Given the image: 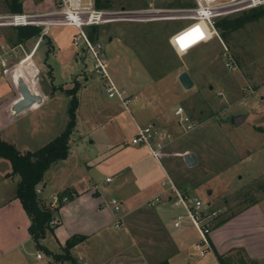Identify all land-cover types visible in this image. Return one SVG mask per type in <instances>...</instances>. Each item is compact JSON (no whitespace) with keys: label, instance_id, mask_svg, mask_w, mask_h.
<instances>
[{"label":"rangeland","instance_id":"1","mask_svg":"<svg viewBox=\"0 0 264 264\" xmlns=\"http://www.w3.org/2000/svg\"><path fill=\"white\" fill-rule=\"evenodd\" d=\"M20 1L22 10L25 12L46 11L55 6V0ZM112 2L113 7L111 8L115 9L123 7L156 9L152 20L112 22L95 27L97 32L95 31L94 35L102 44L104 57L107 60V73L117 88L123 89L125 96L131 98L135 93L128 86L134 84L141 88L146 87L144 91H141L142 94L138 95V99H132L127 108H123L142 126L152 124L153 119L156 125L165 127L163 129L171 133L173 141L178 135L182 137L178 136L180 138L178 141H181L180 146L168 144L165 147L167 152L177 153V155L161 157V162L167 166L172 180L177 185L182 186L183 184L189 194L197 195L206 205L211 203V210L217 211V219H221L220 221L250 206L253 204L252 200L263 199L251 208L253 211L246 213L247 223L237 221L221 231L218 236L225 239V236L242 237V234L253 233L246 224L251 225L256 219L255 213L264 211V1L252 7H243L235 3L215 6L212 9L204 8L202 12L204 17L216 14L213 17L214 26L220 38L221 32L225 31V41L213 36L207 44L201 43L181 56L170 51L163 39L168 31L174 33L191 21L190 17H194L195 13L189 10L195 9V0H112ZM159 9L161 11L162 9H184L185 11H182L183 16L166 18L167 14ZM5 12L10 11L6 9L4 1L0 0V13ZM226 21L238 23L240 26L228 31L224 29ZM70 28L72 27L52 26L48 37H43L39 48L32 55V60L39 69L38 83L40 85L52 83L57 87L62 84L68 89L72 88L75 82L79 84V88L81 84H85L86 88L77 90V97L81 98L83 103L90 102L94 99L93 97L101 103L106 100L120 101L116 96L108 97L104 86L107 80L92 70L93 60L90 56L86 53L73 54L79 60L76 62L73 58L65 56V51L62 52L64 49L62 47L71 40L67 39V34H64ZM85 29L89 34L90 28ZM13 30V27H0V38L11 39ZM57 35L62 38L56 39ZM36 37L22 42L27 53ZM110 37H112L111 41ZM13 42L12 44H15ZM224 46L237 63L238 68L235 71L225 66ZM67 48L73 50L72 45L68 44ZM23 54L25 53L20 52L18 59ZM188 68L201 73L196 79L193 78L194 85L189 90L184 89L177 80L180 71L188 70ZM202 72L205 77H211L217 82L206 83ZM84 77H88V80L85 81ZM3 83L0 75L1 87ZM247 85L253 92L249 88L247 91L244 90ZM9 94L14 95V92L9 91ZM56 95L49 104L33 112L30 111L19 117L13 125L8 126L7 130L16 129L12 134L18 146L21 147V144L26 143L29 150L42 146L28 132L33 127L31 122L39 126V119L43 112L52 113L54 107L58 113L55 119L64 117L68 120L67 106L70 98L64 93ZM146 95H153L156 103L147 100ZM177 106H182L185 113L198 126L191 130L186 129L185 126H179L178 116L174 115ZM235 111L248 114L240 125L228 121L229 114ZM83 112L85 113V110ZM81 115H83L82 112ZM125 132L130 133L127 130ZM128 139L131 141L130 138ZM184 151L196 153L198 162L187 166L181 155L186 153ZM60 163L59 161L54 164L53 168L44 174V177L48 179L47 190H52L53 186H62V183L57 182L58 179L70 180L72 162L62 163L57 170V165ZM79 167L82 169L81 166ZM108 174L113 176L111 173ZM10 183L13 185V182ZM115 183L113 181L110 185ZM174 199L173 197V201ZM140 209L146 208L143 206ZM178 211L184 213L181 207ZM258 218L257 216V220ZM65 219L63 217L64 221ZM115 233L118 231L110 226L108 234L105 233L106 236L102 239L107 242L106 244L104 242L105 247L99 248L103 249V252L98 254L104 256L102 257L103 264L109 262L119 264L115 260L118 257L116 252L123 251L124 258L132 259L133 256H137L136 246H132L133 238L129 237L123 247H116ZM188 233L192 237H200L195 231ZM101 236L102 234L93 239L97 241ZM109 236L114 239H108ZM49 239L53 241V249L59 250L58 242L53 238L50 230L46 231L43 240ZM93 250L96 252L98 248ZM191 251L197 252L193 247L189 250ZM38 252L39 250H33L31 254H27L28 262L37 261ZM235 252L237 251L234 250L232 253ZM190 254H192L191 258L195 259L193 264H205L203 260L196 259L193 253ZM41 257L43 258L40 262L43 264L52 262L50 253L44 252ZM73 257L77 264H83L82 260H77L80 257ZM261 263H264V259ZM51 264L56 263L53 261ZM61 264H70V262L64 261ZM233 264L257 263L247 257L244 258L243 255V257L239 256Z\"/></svg>","mask_w":264,"mask_h":264},{"label":"crops","instance_id":"2","mask_svg":"<svg viewBox=\"0 0 264 264\" xmlns=\"http://www.w3.org/2000/svg\"><path fill=\"white\" fill-rule=\"evenodd\" d=\"M93 27L95 26L90 27V29ZM72 29L65 31L64 34H67V39H71L68 44L73 46V50H69L67 48L68 44H66L62 47L64 48L62 52L64 53L65 51V56L78 62V58L73 54L80 55L86 52L72 44L73 34L75 33V30ZM50 30L45 36L48 37ZM174 33L168 31L163 41L170 51L176 53L170 42V38ZM55 38L60 39L62 37L57 35ZM3 39L2 37L0 38V40ZM36 39L37 37L35 41ZM109 40L111 41L112 37ZM7 41L11 43L9 39ZM207 42L209 41L203 43L207 44ZM34 44L35 42H33L32 47ZM187 71L192 80L201 74L199 71H192L189 68ZM202 74L206 83L217 82L211 77H205L203 72ZM0 75L4 82L3 87L0 86V138L12 143L21 152L34 151L39 147L29 150L26 143L21 144V147L18 146L17 140L12 134L16 129L13 131L7 130L8 126L10 124L13 125L19 117L30 111L33 112L49 104L57 96L56 94H66L64 90L68 88L62 84L59 87L52 83L40 85L38 80L33 84L32 80L25 78L29 87H32V91L39 94L42 100L40 103H34L15 114L13 106L22 99L17 89L19 84L17 81L4 77L1 73ZM84 80H88V77H84ZM110 80L113 82L111 78ZM113 84L115 85V82ZM86 87L85 84H81L79 89ZM128 87L135 93L133 95L135 98L133 99H138V95L142 94L141 91L146 89L145 86L141 88L134 84ZM9 91L10 93L13 91L14 95H8ZM67 97L70 98V96ZM146 97L147 100L156 103L153 95H146ZM93 98L90 102L86 101L84 103L81 98L78 99L79 102L75 112V128L69 142L70 152L65 159L59 160L61 163L57 165L58 170L62 163L66 161L72 162L70 164V168L72 167L70 180L58 179L57 182L63 185H58L59 188L53 186L52 190H47L48 179L44 177L38 188V196L46 206L49 205L52 195L56 193L58 195H62V193L69 195L67 196V201L61 202L58 212L54 215V219L58 220V222L55 225H51L52 230H50L51 235L58 242L59 250L53 249L52 239L44 241L43 238L41 243L47 249L53 253H60L68 238L72 235H84L86 239L71 249L72 256L80 257L81 259L77 258V260H82L83 264H103L104 259L102 257L104 256L98 255L103 252V249L99 248L105 247L107 242L105 240L102 241V239L105 238L109 227L112 226L118 231V233H115L116 247H123L124 242L129 237L133 238L132 246H136L137 256H133L132 259L130 257L124 258L123 251L116 252L118 257L115 260L119 264H156L162 260H167L170 264H193L195 259L191 258L192 254L190 253H193L196 259L203 260L205 264H222L216 258L217 255L224 264H233L239 259V256L243 257V255L244 258L247 257L257 264H264L261 263L264 259V211H259L258 214L255 213L256 219L251 225L246 224L253 233L242 234V237L225 236V239L218 236L221 231L237 221L247 223L246 213L249 214L253 211L251 208L258 205L263 199L257 200L226 220L220 221L221 219H217V217L213 219L214 225L209 234L212 251L203 257L196 255L197 252H189L199 238L192 237L188 232L195 231V233H198V231L189 219L183 216L184 213L179 212V208L173 206V196L163 184L166 178L173 181L169 169L161 162V158H156L152 154L148 146L133 144L128 139L130 138L131 140L137 128L142 127V125L138 124L133 116L123 108L121 101L110 102L106 100L101 103L96 97ZM143 105L144 107L146 106L145 103ZM52 109V113L48 111L41 114L39 126L37 123L31 122L33 127L28 132L42 146L64 131L69 121V117L68 120L64 117L55 119L58 113H56L57 110L54 107ZM83 110H85V113ZM81 112L83 115H81ZM233 114H236V111L229 114L228 121ZM246 115L248 116L247 113ZM151 122L152 124L149 123L147 125H153L171 136L170 132L163 129L165 127L156 125L153 119ZM177 124L183 126L179 123V117ZM196 126H198L197 123ZM126 130L130 133H126ZM178 136H176L174 141L171 137L163 138L162 140L165 145L180 146L181 141L178 140L182 137L179 136L180 138H178ZM83 152L84 154H82ZM195 155L198 162V155L196 153ZM59 161L53 163L46 172ZM75 170L76 172H74ZM10 172V161L0 157V264H43L40 262L43 257H36L37 261L34 263L28 262L27 254H31L33 250H39L42 253L44 251L36 246L28 232L29 218L20 200L15 195L16 183L19 178L17 175L6 176ZM108 173L113 174V176ZM106 177H110L111 180L106 181ZM113 181L116 183L110 185ZM10 182H13V185ZM173 183L182 193L187 192L183 184L180 186L174 181ZM51 184L53 185V181ZM156 196L160 197V201L154 206H147L146 202ZM111 197L119 200L121 205L120 212H114L113 208L108 204V200ZM208 205L212 206L211 203H208ZM143 206L146 209L141 210L140 208ZM179 215L182 217L181 222L179 226H174V222ZM62 216L66 218L65 221ZM117 218H121L118 228L114 226V221ZM101 234V238L97 241L93 239ZM108 239L112 240L114 238L109 236ZM97 248L98 250L95 252L93 249ZM234 250L237 252L232 253ZM239 252L242 253L239 254ZM108 264H113V262Z\"/></svg>","mask_w":264,"mask_h":264},{"label":"built area","instance_id":"3","mask_svg":"<svg viewBox=\"0 0 264 264\" xmlns=\"http://www.w3.org/2000/svg\"><path fill=\"white\" fill-rule=\"evenodd\" d=\"M196 7L194 10H198V15L190 17L191 21L184 27L175 32L170 42L174 50L178 55L187 54L192 47L208 41L213 36H217L218 32L214 26L213 17L216 14L204 17L199 10L206 7H215L223 5H231L235 3L241 4L243 7H252L261 4L264 0H195ZM55 6L52 9L46 11L37 12H5L0 13V27H19V26H37L40 28V33L37 36L34 46L28 51H25L22 43L11 44L6 39L0 40V73L8 78V71L14 68L17 64L21 63L26 57H32L37 50L39 43L43 37L49 33L52 26H69L75 30L73 34L72 44L83 52H86L93 60L92 70L97 74H101L102 78L107 80L105 86V92L109 97L116 96L124 107H127L129 102L135 97L125 96L124 90H119L109 78V74L106 70V60L104 58L103 46L96 40L93 41L89 38L86 29L92 26L100 24L112 23V22H141L154 19L156 9L149 7L145 9H127V8H98L95 6L94 0H55ZM184 9H162L166 18H173L175 16H183L182 11ZM161 11V9H159ZM161 11V12H162ZM185 11V10H184ZM223 11V10H222ZM203 12V11H202ZM217 12V11H214ZM219 15V14H217ZM185 30L182 35L176 36L177 33ZM186 40H191L192 44L185 45L184 36ZM221 40V38L219 37ZM198 42V43H196ZM224 45V44H223ZM223 56L225 58V66L232 71L237 70L238 66L229 53L228 49L224 46ZM20 52H23V56L19 59ZM32 66L36 73V81L38 80L39 69L32 60ZM9 79V78H8ZM253 90L247 85L244 90ZM174 115L179 117V123L185 126L186 129H193L196 123L192 122L190 117L185 113L182 106H177L174 110ZM170 134L164 131H160L153 125H147L138 127L135 135L132 137L131 142L133 144L146 145L150 148L152 154L156 158L164 156H175L177 153H170L165 150L163 138H170ZM161 139V140H159ZM183 155V154H181ZM110 177H106V181H110ZM164 186L169 190L172 196L175 198L173 206L176 208H182L184 211L183 216L187 217L193 226L197 229L200 237L198 241L193 244V248L197 251V255L203 257L208 252L212 251V247L209 241V234L213 227V219L218 216L217 211L211 210V207L205 204L197 195L189 194L188 192L182 193L177 186L169 178L163 182ZM68 200L67 196H60L54 194L51 197V201L48 205L49 208L58 207L60 202ZM160 201V197L156 196L149 199L146 202L147 206H154ZM108 204L113 208L114 212L121 211V205L117 198L111 197L108 200ZM211 210V211H210ZM121 218H117L114 221V226L119 227ZM181 215L177 216V220L174 222V226H179L181 222ZM58 222L56 219L50 221V225H55ZM38 258L42 256V252L39 251L36 255Z\"/></svg>","mask_w":264,"mask_h":264},{"label":"trees","instance_id":"4","mask_svg":"<svg viewBox=\"0 0 264 264\" xmlns=\"http://www.w3.org/2000/svg\"><path fill=\"white\" fill-rule=\"evenodd\" d=\"M6 9L10 12H22V2L20 0H3ZM95 6L98 8L113 7L112 0H94ZM181 7V6H180ZM219 26V23H217ZM240 26L238 23L226 21L224 29L228 31L236 29ZM96 27V26H95ZM90 29L89 38L96 40L98 37L95 34L96 28ZM97 32V31H96ZM227 32V31H226ZM40 28L37 26H19L14 27L13 36L9 41L12 43H22L30 38L38 36ZM221 38L225 41V31L221 32ZM14 39V40H13ZM13 42V43H14ZM79 84L75 82L70 89H65L66 95L70 96L67 112L69 121L66 124L64 131L54 137L51 141L44 144L34 151L21 152L12 143L4 141L0 138V157L10 161L11 172L6 176H18L16 183L15 195L20 200L27 216L29 218L28 232L36 246L46 253H50L52 260L56 264H61L64 261H69L70 264H77L76 259L71 254V249L78 243L84 241V235H72L65 241L60 253H53L48 250L41 240L45 237L46 231L52 230L50 221L61 206V202L56 208H49L41 202L38 196L37 184H41L44 179L46 170L56 161L65 159L70 152V136L75 128V112L78 106L77 90ZM260 130V129H259ZM67 193H62L61 197ZM69 196V195H65ZM256 202L252 200L251 203ZM217 258L223 263L220 257ZM156 264H170L167 260H162Z\"/></svg>","mask_w":264,"mask_h":264},{"label":"water","instance_id":"5","mask_svg":"<svg viewBox=\"0 0 264 264\" xmlns=\"http://www.w3.org/2000/svg\"><path fill=\"white\" fill-rule=\"evenodd\" d=\"M177 80L180 85L187 90L191 89L194 85V82L187 70L181 71L177 76ZM17 89L20 92L22 99L17 101L13 106L15 114L21 112L22 110L33 105L34 103H40L42 100L41 96L39 94L34 93L22 78L19 81V87ZM246 116V113H236L230 116L229 121L232 124L240 125L245 120ZM183 160L188 166H192L197 162L196 155L193 152L184 153ZM39 186L40 184H37L36 188L38 189Z\"/></svg>","mask_w":264,"mask_h":264},{"label":"bare ground","instance_id":"6","mask_svg":"<svg viewBox=\"0 0 264 264\" xmlns=\"http://www.w3.org/2000/svg\"><path fill=\"white\" fill-rule=\"evenodd\" d=\"M209 8L212 9V7H209ZM189 11L190 12H194L195 15H198V12H197L198 10H189ZM202 11L204 12V8H201L199 10V12H201V14H202ZM209 16H211V14L207 15L206 17H209ZM183 33H185V30L177 33L176 35L173 36V38L176 37V36L182 35ZM186 39L187 38H186V35H185L184 36V40L186 42L185 45L192 44L191 40H186ZM196 43H198V42H196ZM190 47H192V48L196 47L195 43L190 45ZM7 75H8L9 79H11V80H13L15 82L17 81L18 84H19V81H20L21 78L25 82H26L25 78H27L29 80H32L33 84L36 83V73H35L34 68L32 66V57H26L25 59H23V61L21 63L17 64L14 68L9 70ZM30 88L32 89V87H30Z\"/></svg>","mask_w":264,"mask_h":264}]
</instances>
